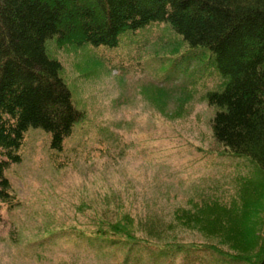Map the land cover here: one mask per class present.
Masks as SVG:
<instances>
[{"label": "rangeland", "instance_id": "obj_1", "mask_svg": "<svg viewBox=\"0 0 264 264\" xmlns=\"http://www.w3.org/2000/svg\"><path fill=\"white\" fill-rule=\"evenodd\" d=\"M153 45L156 42L137 52L123 47L114 53L116 63L100 49L47 45L86 119L66 140L60 158L65 166L57 170L50 164L49 135L27 130L21 162L6 173L18 205L13 214L3 210L0 214V264H95L93 259L85 261V248L71 243L72 238L49 239L54 231L63 232L58 230L60 224L83 229L80 211H106L118 204L139 218L154 212L168 227L175 224L174 213H193L197 208L208 217L213 204L218 205L213 225H186L182 219L175 230L166 231L167 227L163 244L203 249H189L171 264L215 263L212 260L219 258L205 250L209 248L231 257L253 253L248 240L253 237L255 243L263 224L264 178L253 164L232 157L212 138L210 120L215 111L205 97L219 80L210 78L209 69L197 73L185 60L177 61L179 53L154 55L161 48ZM150 58L156 63L151 64ZM166 73H178L188 81L169 84L162 80ZM242 192L250 193V205L245 207L249 228L246 235H234L226 231L230 227L226 217L243 209ZM234 204L238 210L230 208ZM9 232H14L17 243ZM45 240L49 241L42 247H31Z\"/></svg>", "mask_w": 264, "mask_h": 264}, {"label": "trees", "instance_id": "obj_2", "mask_svg": "<svg viewBox=\"0 0 264 264\" xmlns=\"http://www.w3.org/2000/svg\"><path fill=\"white\" fill-rule=\"evenodd\" d=\"M148 31L155 33L141 38ZM151 37L159 39L163 51L171 46L170 55L179 53L177 61L185 60L198 73L209 69L210 78L219 80L205 97L215 111L212 138L229 155L253 164L264 178V0H0V214H13L18 205L6 173L21 162L27 130L49 135L50 164L57 170L65 166L60 158L66 140L86 119L47 45H88L112 57L125 44L139 48ZM241 197L243 209L234 204L230 208L238 211L226 217V231L234 235H246L249 228L245 207L250 193ZM217 213V204L208 217L197 208L180 211L172 214L175 224L168 227L154 212L139 218L118 204L106 211H80L83 229L60 224L63 232L54 231L49 240L72 238L71 243L85 248V261L95 264H171L189 249H203L163 244L167 227L175 230L182 219L186 225H213ZM261 226L255 243L249 236L253 253L231 257L208 247L219 258L212 264H264V220ZM13 233L10 240L17 243Z\"/></svg>", "mask_w": 264, "mask_h": 264}]
</instances>
